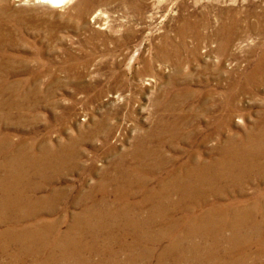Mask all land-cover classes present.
<instances>
[{
    "label": "rangeland",
    "instance_id": "rangeland-1",
    "mask_svg": "<svg viewBox=\"0 0 264 264\" xmlns=\"http://www.w3.org/2000/svg\"><path fill=\"white\" fill-rule=\"evenodd\" d=\"M0 47V174L15 191L37 187L32 201H48L30 223L66 212V229L99 200L93 188L119 152L161 122L185 123L180 136L165 139L168 168L192 153H222L230 166L249 162L247 153L264 156V0H0ZM64 145L75 153L62 164ZM258 162L244 192L228 186L210 202L253 201L264 218ZM10 251L0 250V264H34L11 260Z\"/></svg>",
    "mask_w": 264,
    "mask_h": 264
},
{
    "label": "bare ground",
    "instance_id": "bare-ground-1",
    "mask_svg": "<svg viewBox=\"0 0 264 264\" xmlns=\"http://www.w3.org/2000/svg\"><path fill=\"white\" fill-rule=\"evenodd\" d=\"M178 33L179 46H184V26H180ZM177 121L167 122L165 126L159 122L156 130L146 132L147 137L136 139L132 151L119 152L112 162L113 171L103 172L93 188L100 191L99 200L91 202L94 198L87 194L84 199L91 204L83 205L66 229H62L66 212L53 221L39 218L30 223L47 200L43 197L32 201L33 189L37 187H29V192L26 187L24 191L23 188L15 191L5 175L0 174V250L14 249L15 253L9 252L11 260L32 257L34 264H153L154 256L155 264H263L259 259L264 257V218L258 216V203L252 201L244 206L210 201L215 196L229 194L228 186L237 187L232 193L244 192L245 182L262 168L258 161L264 162V156L244 151L249 162H244L242 157L240 163L235 161L230 166L224 164L222 153L208 160L192 153L190 159L168 168L165 139L180 136L185 128L184 122ZM69 147L60 148L62 164L70 161L75 153ZM130 159L134 162L130 163ZM135 188L143 190L142 196ZM25 192L27 199L23 198ZM43 209H46L44 205ZM111 221L113 226L108 227ZM221 244L228 247H219ZM259 244L263 246L251 248Z\"/></svg>",
    "mask_w": 264,
    "mask_h": 264
}]
</instances>
